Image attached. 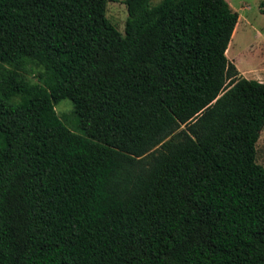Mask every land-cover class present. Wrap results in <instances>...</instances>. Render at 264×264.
<instances>
[{
    "label": "trees",
    "instance_id": "1",
    "mask_svg": "<svg viewBox=\"0 0 264 264\" xmlns=\"http://www.w3.org/2000/svg\"><path fill=\"white\" fill-rule=\"evenodd\" d=\"M121 2L122 35L107 0H0V264H264V83L225 57L236 13Z\"/></svg>",
    "mask_w": 264,
    "mask_h": 264
},
{
    "label": "rangeland",
    "instance_id": "2",
    "mask_svg": "<svg viewBox=\"0 0 264 264\" xmlns=\"http://www.w3.org/2000/svg\"><path fill=\"white\" fill-rule=\"evenodd\" d=\"M122 0H107L104 16L115 30L123 34L126 18ZM160 0H150L155 5ZM229 8L236 13L237 21L232 40L226 52V59L237 72V78L264 83V16L260 12V3L264 0H225ZM231 38V37H230ZM40 69L28 67L20 73L21 78L30 84L37 82ZM54 113L68 130L73 129L75 119L70 101L64 99L54 106ZM255 163L264 170V128L260 131L254 146Z\"/></svg>",
    "mask_w": 264,
    "mask_h": 264
}]
</instances>
